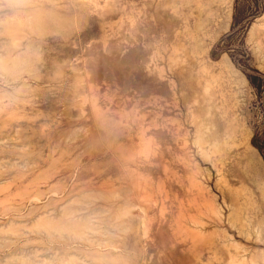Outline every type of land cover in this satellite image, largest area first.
Returning a JSON list of instances; mask_svg holds the SVG:
<instances>
[{"label": "rangeland", "instance_id": "374dc122", "mask_svg": "<svg viewBox=\"0 0 264 264\" xmlns=\"http://www.w3.org/2000/svg\"><path fill=\"white\" fill-rule=\"evenodd\" d=\"M0 264H264V0H0Z\"/></svg>", "mask_w": 264, "mask_h": 264}, {"label": "bare ground", "instance_id": "6f19581e", "mask_svg": "<svg viewBox=\"0 0 264 264\" xmlns=\"http://www.w3.org/2000/svg\"><path fill=\"white\" fill-rule=\"evenodd\" d=\"M223 112V111H222ZM225 113V112H224ZM223 116V115H222ZM225 116V115H224ZM226 118V117H225ZM223 119V121H224V123H223V125H219V124H214L215 125V127L213 128V131H212V135H211V138H212V142L214 143V146H220V145H222V146H224V145H235V143H236V141H235V136L237 135V132H236V128H235V125H234V122H232L231 120H228L227 118L226 119H224V118H222ZM220 120H221V118H220ZM221 123V122H220ZM198 127H199V125H198ZM197 127V129H199ZM202 128V127H201ZM204 128V127H203ZM202 128V129H203ZM207 128V127H206ZM205 128V129H206ZM204 129V131H206ZM199 130H201V129H199ZM198 131V130H197ZM211 131V130H210ZM200 131H198V133H199ZM202 132V131H201ZM202 133H204V132H202ZM207 135V134H206ZM200 138V137H199ZM222 157V156H221ZM221 169V168H220ZM221 171V170H220ZM221 178V177H220ZM219 178V180H221ZM230 191V193H232L234 196H235V194L237 193L238 194V192L236 191V192H233L232 190H229ZM236 194V195H237ZM238 203V198L235 196L234 197V205L235 204H237ZM208 207V206H207ZM215 207V206H214ZM236 207V206H235ZM217 211H218V209H216ZM215 210V211H216ZM209 212V211H208ZM210 213V212H209ZM220 213V212H219ZM202 232V231H201ZM197 233V232H196ZM198 235H200V234H198ZM197 235V236H198ZM208 235V234H207ZM207 235L205 234V236L207 237ZM201 236V235H200ZM205 236H203V237H205ZM209 237H210V234L208 235ZM214 236V235H213ZM203 237H201V238H203ZM208 237V238H209ZM211 239V238H210ZM199 240H201L200 238H199ZM209 240V239H208ZM212 240V239H211ZM204 241H206V240H204ZM210 241V240H209ZM219 241V240H218ZM212 242H214V240L212 241ZM220 242V241H219ZM221 242H223V241H221ZM227 244V243H226ZM217 245V244H216ZM221 247V246H220ZM222 248V247H221ZM224 248V247H223ZM222 248V249H223ZM225 249V248H224ZM236 254V253H235ZM234 254V255H235ZM239 256V255H238ZM242 256V255H241ZM236 257V256H235ZM245 258V257H244ZM247 260V259H246ZM245 260V261H246Z\"/></svg>", "mask_w": 264, "mask_h": 264}]
</instances>
